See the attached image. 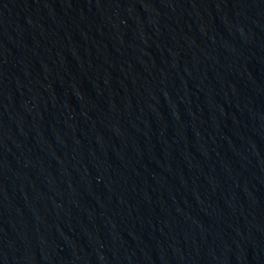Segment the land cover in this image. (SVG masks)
<instances>
[{
  "label": "water",
  "instance_id": "1",
  "mask_svg": "<svg viewBox=\"0 0 264 264\" xmlns=\"http://www.w3.org/2000/svg\"><path fill=\"white\" fill-rule=\"evenodd\" d=\"M0 264H264V0H0Z\"/></svg>",
  "mask_w": 264,
  "mask_h": 264
}]
</instances>
